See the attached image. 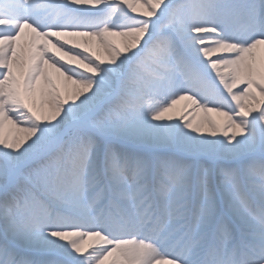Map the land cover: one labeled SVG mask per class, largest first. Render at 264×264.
I'll return each mask as SVG.
<instances>
[{
	"label": "snow or ice",
	"instance_id": "obj_1",
	"mask_svg": "<svg viewBox=\"0 0 264 264\" xmlns=\"http://www.w3.org/2000/svg\"><path fill=\"white\" fill-rule=\"evenodd\" d=\"M0 264H264V0H0Z\"/></svg>",
	"mask_w": 264,
	"mask_h": 264
},
{
	"label": "rangeland",
	"instance_id": "obj_2",
	"mask_svg": "<svg viewBox=\"0 0 264 264\" xmlns=\"http://www.w3.org/2000/svg\"><path fill=\"white\" fill-rule=\"evenodd\" d=\"M181 102H180V104L177 105V109L182 108L183 105L187 103V102H185L184 104L183 103L181 104ZM189 113H190L189 114V119H192L196 123H200V122L204 121L205 118H206V114L201 112V111H199V110H196L195 112H191V110H189ZM181 114L182 113H180L179 111H176L174 113V115H176V116H179ZM207 115L208 116H212L213 118L219 119V117H217L215 113H209ZM204 134H207V132H205ZM218 135H219V133H218Z\"/></svg>",
	"mask_w": 264,
	"mask_h": 264
},
{
	"label": "bare ground",
	"instance_id": "obj_3",
	"mask_svg": "<svg viewBox=\"0 0 264 264\" xmlns=\"http://www.w3.org/2000/svg\"><path fill=\"white\" fill-rule=\"evenodd\" d=\"M113 39H115L117 42H119V39H120V38H119V37H114ZM185 102H186V101H182L181 104H182V103L184 104Z\"/></svg>",
	"mask_w": 264,
	"mask_h": 264
}]
</instances>
